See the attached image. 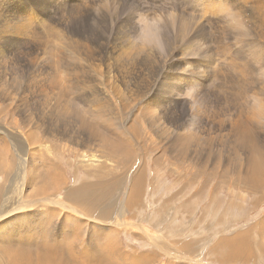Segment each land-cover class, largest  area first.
Masks as SVG:
<instances>
[{
  "label": "rangeland",
  "instance_id": "374dc122",
  "mask_svg": "<svg viewBox=\"0 0 264 264\" xmlns=\"http://www.w3.org/2000/svg\"><path fill=\"white\" fill-rule=\"evenodd\" d=\"M0 3V264L54 242L91 262L111 236L150 264H264L243 175L264 158V0ZM251 229L245 260L211 251Z\"/></svg>",
  "mask_w": 264,
  "mask_h": 264
},
{
  "label": "bare ground",
  "instance_id": "6f19581e",
  "mask_svg": "<svg viewBox=\"0 0 264 264\" xmlns=\"http://www.w3.org/2000/svg\"><path fill=\"white\" fill-rule=\"evenodd\" d=\"M4 1V0H3ZM187 2V1H186ZM191 2V1H190ZM189 2V3H190ZM206 2V1H205ZM1 4V3H0ZM6 4V3H5ZM55 7V6H54ZM185 7V6H184ZM193 8V7H192ZM216 10V9H215ZM247 10V9H246ZM50 11V10H49ZM222 11V10H221ZM52 13V12H51ZM216 13V12H215ZM182 14V13H181ZM220 14V13H219ZM193 15V14H192ZM245 15V14H244ZM184 16V15H183ZM243 16V15H242ZM187 17V16H186ZM190 17V16H188ZM217 17V16H216ZM238 17V16H237ZM188 19V18H187ZM219 19V18H218ZM217 19V20H218ZM184 20V19H183ZM187 23V22H186ZM264 23V22H263ZM190 24V23H189ZM187 24V25H189ZM57 26V25H56ZM180 27V26H179ZM197 27V26H196ZM207 27V26H206ZM233 27V26H232ZM203 28V27H202ZM208 28V27H207ZM211 28V27H210ZM231 28V27H230ZM232 30V28H231ZM251 30V29H250ZM223 33V32H222ZM212 37V36H211ZM210 37V38H211ZM223 37V36H222ZM226 38V37H225ZM221 42V41H220ZM258 42V41H257ZM216 46V45H215ZM197 48V47H196ZM204 58V57H203ZM211 61V60H210ZM180 82V81H179ZM129 86V85H128ZM238 87V86H237ZM229 98V97H228ZM253 101V100H252ZM256 101V100H255ZM256 104V102H255ZM254 105V104H253ZM254 107V106H253ZM241 125V124H240ZM244 126V123L242 124V127ZM90 133L91 134H96V130H93V129H89ZM92 131V132H91ZM33 137V136H32ZM103 141V140H102ZM100 141V142H102ZM33 142V141H32ZM109 144V143H108ZM117 148L119 149H124L125 148V145L120 143L119 146H117ZM29 152V151H28ZM262 154L258 153L257 151L253 150L252 153H250L249 155V159H248V168L246 169V172L243 174L245 176H247V178L245 179V182L249 185V186H252V193H255V191L258 193V192H263L264 190V186L262 184H260L263 180H264V158H262L260 160V162H258L256 159H258V157H261ZM252 162H251V161ZM255 164H254V163ZM23 165V164H22ZM26 165V164H25ZM29 165V164H28ZM240 165V164H239ZM259 166H263V167H259ZM27 168V167H26ZM32 171V170H31ZM49 177H51V175H48ZM54 182V185H55V181H51V183ZM20 183V182H19ZM86 188V187H85ZM48 189V188H47ZM81 189V188H80ZM83 189H81L82 191ZM86 190V189H85ZM79 191V193H81V196L83 195L81 192ZM90 192V191H88ZM93 192V190H92ZM78 193V192H77ZM86 193V192H85ZM93 194L96 195L95 192H93ZM33 195V194H32ZM35 195V194H34ZM36 195H39V193H37ZM77 195V194H76ZM90 195V194H89ZM85 196V194L83 195ZM87 196V194H86ZM85 196V198H86ZM108 195H104V197H106ZM128 197V196H127ZM80 198V197H79ZM102 198V199H103ZM76 199V198H75ZM81 199V198H80ZM84 199V198H83ZM88 199V197H87ZM94 199H98V197H94L92 199L93 203L92 204H96L94 203ZM78 200V199H77ZM76 201V200H75ZM91 201V202H92ZM98 201V200H97ZM103 201V200H102ZM86 202V201H85ZM99 202H100V199H99ZM77 203V202H76ZM80 203V202H78ZM77 203V204H78ZM84 203V202H82ZM87 203V202H86ZM85 203V205H86ZM106 203V202H105ZM102 204V203H101ZM125 204L131 206L132 204L130 203L129 204V198L127 200L124 201V203H122V205L120 206V208H123L125 207ZM95 209V208H94ZM109 205L108 207H105V209H101V211H104L106 212L107 210L109 211ZM112 210V209H111ZM107 211V213H108ZM17 213V212H16ZM100 213V212H99ZM102 213V212H101ZM123 213H124V210H120V215L119 216H123ZM84 215V214H83ZM110 216V215H108ZM5 217V216H4ZM73 218V217H72ZM73 220V219H72ZM14 221V220H13ZM39 221V220H38ZM74 221V220H73ZM83 221V220H82ZM10 224L12 222V220L9 221ZM75 222V221H74ZM86 222V221H85ZM77 223V222H76ZM5 224V223H4ZM99 224V223H98ZM78 227H80L78 224H76ZM4 226V225H3ZM88 226V225H87ZM103 226V225H102ZM8 227V226H7ZM10 227V226H9ZM8 227V229H9ZM1 228V227H0ZM15 229V228H14ZM80 229H82V227H80ZM99 229V227H98ZM105 229V228H104ZM259 229H261V234L263 235V239H264V224L262 222L259 223ZM253 229L251 230H245V232L243 233H237L235 234L232 238H230L229 240H227L226 238L225 239H222L220 241L219 244L217 245H222V246H219V249H212L211 251L213 252H217L219 253L218 255L221 257H218L220 258L221 260H224V261H228V262H237L239 260H245L246 257L245 256H248L249 254L246 253V255H244L245 252H251L254 251V249L256 250V246H258L259 244H262V243H259L258 244V240L254 237L251 236V232H252ZM94 231V230H93ZM259 231V232H260ZM107 232V231H106ZM108 233V232H107ZM107 233H104L103 235H99L98 236V241H101L104 239V235H107ZM33 234V233H32ZM31 234V235H32ZM256 234V233H255ZM98 235V234H97ZM11 236V235H10ZM25 236V235H24ZM115 237V236H114ZM113 236H111V238L113 239L114 238ZM257 237V236H256ZM96 238V237H95ZM31 236L28 235L27 236V239L24 237L23 238V242L25 240V242H31ZM34 239V237H33ZM36 239V238H35ZM88 239V238H87ZM106 239V238H105ZM104 239V240H105ZM111 240H105V241H102V246L98 247V251H97V247H94L92 251H90L89 253L87 254H91L92 257H93V260L91 262H84L82 259L80 261V264H150V261L149 260H152V257L151 256H138L134 259L131 260V258H126L122 253H117V248L115 246L116 243H114V241ZM250 239H252V241L250 242ZM11 240V239H10ZM28 240V241H26ZM43 240V239H42ZM41 240V241H42ZM114 240V239H113ZM1 241V239H0ZM7 241V240H6ZM35 241V240H34ZM260 241V239H259ZM264 241V240H263ZM24 242V243H25ZM87 242V241H86ZM5 243V242H4ZM8 243V241H7ZM21 244V243H20ZM80 244V243H79ZM82 244V243H81ZM96 244H99L98 242H96ZM101 244V243H100ZM52 245H54L55 247H52L50 246L51 248H42V250H36L34 251V247L30 244L28 247H31L33 249V251L35 252L34 255H31V253H26L25 250L24 252H12V251H16L18 250V248H16V250H12V247L14 246H10V245H6L4 246L5 248H3V252H5V257H6V260L9 264H62L60 258L57 256V253L59 254V256H64L62 254V249H61V245L58 243V242H54ZM38 246V245H37ZM43 246H45V244H43ZM261 246V245H260ZM19 248H22L20 246H17ZM26 247L27 249H29V251H31V248H28ZM118 247V246H117ZM39 248L41 249V246H39ZM91 248V247H90ZM216 248V247H215ZM218 248V247H217ZM254 248V249H253ZM260 248L261 250V247H257V249ZM263 248V247H262ZM25 249V248H24ZM95 249V250H94ZM119 249V248H118ZM247 249V251H245ZM63 250L65 251V249L63 248ZM243 252H240L242 251ZM264 250V249H263ZM117 251V252H116ZM120 251V250H119ZM33 252V253H34ZM263 252V251H262ZM14 253V254H13ZM217 253H214V254H217ZM248 254V255H247ZM254 254V253H253ZM252 254V255H253ZM256 254V253H255ZM213 255V254H212ZM261 255V254H260ZM250 256V255H249ZM35 257V259H34ZM89 256V260L90 258H92ZM128 257V256H127ZM176 257V256H175ZM257 257V256H256ZM255 257V258H256ZM84 258V257H83ZM249 259V257H247ZM67 260L66 257H64V264L65 261ZM88 259V258H87ZM149 259V260H148ZM215 259V258H214ZM251 260L254 259V257H251L250 258ZM86 260V258H85ZM128 260H131L130 262ZM218 260V259H217ZM248 261V260H246ZM4 263V262H3ZM71 263V262H70ZM69 264V263H68ZM74 264V263H73ZM75 264H79L78 262H75ZM169 264H173V263H169Z\"/></svg>",
  "mask_w": 264,
  "mask_h": 264
}]
</instances>
